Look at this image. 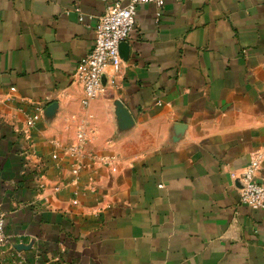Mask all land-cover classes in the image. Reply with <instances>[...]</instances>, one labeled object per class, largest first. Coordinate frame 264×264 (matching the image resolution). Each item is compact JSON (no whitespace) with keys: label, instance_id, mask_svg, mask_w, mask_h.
Segmentation results:
<instances>
[{"label":"crops","instance_id":"1","mask_svg":"<svg viewBox=\"0 0 264 264\" xmlns=\"http://www.w3.org/2000/svg\"><path fill=\"white\" fill-rule=\"evenodd\" d=\"M107 4L0 0V264H264V209L231 176L260 153L264 183V0L138 4L83 106L75 70Z\"/></svg>","mask_w":264,"mask_h":264},{"label":"built area","instance_id":"2","mask_svg":"<svg viewBox=\"0 0 264 264\" xmlns=\"http://www.w3.org/2000/svg\"><path fill=\"white\" fill-rule=\"evenodd\" d=\"M108 4L104 13L99 15L94 24V43L92 48L84 54L78 61L75 76L83 87L82 105L87 106L90 100L106 91L103 83V76L107 67L114 73H118L121 67L120 44L124 42L135 25L137 6L141 3L153 4L156 8V15L161 14V8L166 0H127L121 4L122 0H106ZM177 2L193 0H174ZM90 19L92 16H89ZM83 20L82 15L78 17ZM110 83L114 78H110ZM13 90V87L10 88ZM41 106L34 105L31 112L26 117L25 136L29 137L31 128L36 124L40 117ZM77 143L64 146L62 151L72 160L71 173L76 176L84 166L80 161L81 144L84 142L85 131L80 128L76 134ZM53 158L57 154H52ZM263 155L256 153L250 156L246 165L241 169L240 174L231 173L233 178L239 182L240 202L251 209H264V183L257 179V172ZM110 166L111 171H115L113 157H101ZM58 189V187H55ZM76 203V200H74ZM6 234L4 232V214L0 213V248L5 246ZM53 264H69L67 261L57 257ZM50 263V264H52ZM35 264H38L37 262Z\"/></svg>","mask_w":264,"mask_h":264},{"label":"water","instance_id":"3","mask_svg":"<svg viewBox=\"0 0 264 264\" xmlns=\"http://www.w3.org/2000/svg\"><path fill=\"white\" fill-rule=\"evenodd\" d=\"M124 42H125V41H124ZM122 43H123V42H122ZM122 43H121V44H122ZM121 44H120V46H121ZM119 50H120V47H119ZM102 80H103V82H104V76H103Z\"/></svg>","mask_w":264,"mask_h":264}]
</instances>
